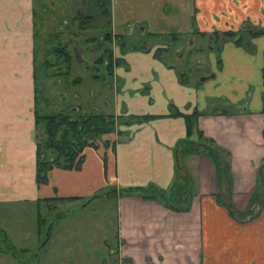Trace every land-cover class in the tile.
Segmentation results:
<instances>
[{
	"label": "crops",
	"instance_id": "obj_1",
	"mask_svg": "<svg viewBox=\"0 0 264 264\" xmlns=\"http://www.w3.org/2000/svg\"><path fill=\"white\" fill-rule=\"evenodd\" d=\"M44 2L46 7L47 0ZM109 3L113 35L121 36L133 25L143 35L157 36L154 44L133 48L125 59L121 57L126 67L115 70L120 93L114 113L153 118L121 123L120 135L101 138L112 144L100 142L98 147L84 150L79 170L53 168L47 183L37 184L35 0H0V230L14 251L33 255L22 260L0 245V264H30L31 258L42 252L70 254L80 260L84 246L80 239L71 238L72 234L66 236L64 227L55 233L52 229L41 245L47 236L41 225L51 214L47 200L78 198L52 201L50 208L58 211L65 206L68 210L75 205L73 211L82 212L92 200L86 206L82 203L106 187L119 190L154 184L170 190L178 180L180 163L191 182L189 211H173L137 196L105 197L115 205L116 249L101 238L102 248L110 255L100 260L104 264H264V199L261 207L250 204L260 190L261 171L264 174V34L246 36L243 45L223 38L213 42L208 36L237 31L245 22L264 28V0ZM45 12L46 8L42 13L47 15ZM173 34L179 37L177 43L188 39V46H182L181 51L190 56L196 48L199 54L204 45L210 51L217 45L218 55L197 56L200 66L194 84L189 83V70L155 56L156 50L172 47L169 37ZM154 45L157 48L153 49ZM117 53L115 48L114 57ZM176 57L183 59L177 53ZM172 108L182 114L168 116ZM194 111L209 113L198 116V130L230 153L229 187L226 182L218 183L215 164L207 154L177 152L179 141L186 137L184 114ZM227 196L235 209L260 208L259 214L244 221L235 219L224 204ZM26 243H32L31 251ZM88 264H96V259Z\"/></svg>",
	"mask_w": 264,
	"mask_h": 264
},
{
	"label": "trees",
	"instance_id": "obj_2",
	"mask_svg": "<svg viewBox=\"0 0 264 264\" xmlns=\"http://www.w3.org/2000/svg\"><path fill=\"white\" fill-rule=\"evenodd\" d=\"M52 0L51 2H53ZM110 0H79V6L76 5L74 9V15L71 17V22L68 25L69 31L73 35H77L78 32H84L88 29H95L102 31V40L97 39L95 36L87 38L86 42L92 41L95 47L99 50L102 49L103 44L110 43L112 41V33L110 31ZM37 6V8H36ZM44 0H35V9L33 10V18L35 28L37 24L41 25L42 18L38 14L45 10ZM38 9V11L36 10ZM101 23L96 24V21ZM39 21V22H38ZM76 28V29H75ZM37 31V30H36ZM204 34V33H203ZM264 34V28H255L249 22H245L237 31H219L213 32L208 36L212 38V41H218V39H228L234 41L237 45H243L245 37L253 38ZM60 32L51 34L48 43H50V49L44 53L43 59L40 64L37 63L36 54L34 51V77L37 78V71L41 72L43 69L45 76L52 78H58L60 76H69L71 72V64L73 60V53H71L69 46L63 43H52L55 39L59 38ZM38 37V33L36 32ZM204 36V35H203ZM170 38L171 45L178 41L179 37L173 34ZM212 43V42H211ZM99 45V46H98ZM48 46V44H47ZM168 48H164V50ZM155 56L160 57V51H155ZM123 59L120 57H114L109 47H105L100 54L94 59L93 64L88 66L92 70H95L93 77L101 78V69H104L107 73L112 74L114 67ZM262 79L264 84V58L262 67ZM59 79V78H58ZM80 77H76L72 84L80 83ZM36 92L38 93L37 83ZM263 108L264 112V91H263ZM179 111L171 109L168 116L181 115ZM209 113L194 111L191 114H184L186 122V137L179 141L177 152L184 154L186 152H204L213 161L216 167L218 183L226 182L228 187L230 186V153L226 149L217 145L211 138L204 136L202 131L197 128V118L200 115H206ZM36 115V182L37 184H45L48 181L49 172L53 168L61 169H75L79 170L84 162V150L86 148H96L100 144L101 138L105 134L121 132L116 128V117L113 114L104 112H86L82 106L66 105L65 107H59V104L54 101H45L43 105L41 100L36 94L35 104ZM129 119H133L138 122H142L148 118H153L149 115L143 116H129ZM122 121L123 118H120ZM120 121V122H121ZM128 121V120H126ZM39 130L41 133H39ZM108 143V142H107ZM106 142L103 144L107 145ZM264 168V164L261 165V169ZM178 180L170 190H163L154 184L145 187H122L119 190L112 187H106L91 197L87 198L82 206H86L93 198L98 197H122V196H137L144 200H155L160 202L164 207L173 211L186 212L190 209L191 198V182L184 174V167L180 163V171L177 176ZM260 185L257 193L251 198L252 205L263 204L264 199V174L261 171ZM168 193L174 198H179L182 201L180 205H173L168 202ZM74 200L78 198H55L56 200ZM224 204L228 207L230 214L239 221H244L255 217L259 214L260 208L257 211L248 208L245 211L235 209L230 201L229 196L226 198ZM51 200H47L46 204L51 205ZM184 202V203H183ZM255 212V213H254ZM64 214V212H62ZM61 213V214H62ZM57 214V213H56ZM46 220V221H45ZM44 221L49 222L52 219L46 218ZM53 221V220H52ZM44 222V223H45ZM0 243L4 244L1 247L5 251L14 252V247L5 238V234L0 230ZM17 257V256H16Z\"/></svg>",
	"mask_w": 264,
	"mask_h": 264
},
{
	"label": "rangeland",
	"instance_id": "obj_3",
	"mask_svg": "<svg viewBox=\"0 0 264 264\" xmlns=\"http://www.w3.org/2000/svg\"><path fill=\"white\" fill-rule=\"evenodd\" d=\"M78 2L79 0H54L50 3V0H47L46 11L48 13L45 12L47 13V15L38 11V14L41 16L43 21L41 25L37 24L36 27L37 33L39 35L37 37L35 47L36 50L38 48V52L36 54L37 63H41L44 53H46L50 49L49 47H51V44L47 41H49L50 35L55 34L56 32H60L61 35L52 43L54 44V42H59L67 44L71 53H73V60L71 64L70 75L67 77L60 76L58 77L59 79L52 78L49 76H45L43 69H41V72L38 69L36 78L38 89L37 94L43 105L45 104V101H55L57 105H60V103H58L60 101L59 98L61 95H64V100L60 105L61 107H64L65 105H77L82 106V108L86 112L96 111L113 114L117 118L115 123L117 130H119V126L121 123H124L126 120H133L129 119L128 116H125L123 114L114 113V111H116L115 103L117 101V94L120 93H117L118 91H120V82L116 81L117 78L115 75V70H118V72L120 71V69L124 70L126 64L123 60L119 62L114 68V74H109L104 69H101V78L93 77V74H95V70H92L88 66L93 64L94 59L105 47L110 48L113 56L116 48L119 52L117 53V56H120V58L123 57V59H125V55H129V50L133 48L145 49L151 44H154V39L157 36L153 37L149 34L143 35L139 28L130 25L127 26V29H124V33L121 36L113 35V33L111 32L113 36L112 41L110 43L103 44L102 49L98 50L95 47L96 44H94L92 41L86 42V39L95 36L97 39L102 40V31L88 29L84 32H78V34L75 36L71 34L69 32L71 30L67 28L71 22L72 15H74V9L76 5L79 6ZM99 23H101V20L96 21V24ZM159 38L163 42L164 40H167V38L164 37ZM204 40L206 42V39ZM174 44L176 45L172 46L169 50H161V58H163L165 62L171 63L175 66L179 64L178 66H176L178 69L182 68L186 71L189 70L191 72V76L189 78L190 84H194V82L198 78L199 73H196L195 71L196 67L199 68L200 66L196 63L197 56H204V54L207 53L209 55L213 53H215L216 55L219 54L216 48L217 45L215 44H213L214 49L211 50L212 52L210 51V47H207L203 44V53L198 54V52H195V50L197 49L196 48L192 50L191 56L187 54L186 50L183 53L181 51L182 46H188V39L183 38L181 42H175ZM155 48H157V45L153 46V49ZM177 52H180L179 56H183L182 60L177 59ZM209 64L211 65V62ZM204 72L206 71L204 70ZM76 77H80L81 83L72 84L73 80ZM120 118H123V120L121 121ZM39 133H41L40 130ZM112 134L117 135L118 133L116 131ZM119 135L116 136V139H118ZM108 143L112 144L111 141H109ZM167 195L168 202L170 204L180 205L182 203L180 197L174 198L170 195V193H168ZM88 206L89 207L82 212L81 209L73 211L75 208H77L75 205L70 206L68 210H66L67 208L65 206L61 207L58 211L52 210L53 208L51 209L49 206L48 213L51 214L50 216H47V218H51L53 221L51 220L49 222L42 223L41 225L44 232H46L51 224L52 228L50 229V231L54 229V233L59 227H64L66 229V236H70L72 234L71 238L73 236V238L80 239L85 249L84 255H81V259L77 261L73 259V255L70 254L44 255V252H42L41 255H35L34 257H32L30 260V264H88L90 259H92L93 257L96 259V264H104V261H101L100 258L105 255L106 260L110 254H107L106 251L102 248L101 238L105 239L106 243L111 246V249H116L115 231L117 220L114 201L107 200L105 197L100 199L93 198L92 202ZM42 210L43 208H41L40 212L44 217L45 214L44 212H42ZM62 211L64 212V214L62 213ZM95 220L96 223L94 226L93 223L95 222ZM98 220H100L101 222L100 225H98ZM78 223H82L81 227L79 228L77 227ZM2 247H4V244H2ZM25 247H27L29 251L33 249L32 243L25 245ZM16 255L19 256V258L22 260L28 258V256H33L27 255L21 250L18 251Z\"/></svg>",
	"mask_w": 264,
	"mask_h": 264
},
{
	"label": "water",
	"instance_id": "obj_4",
	"mask_svg": "<svg viewBox=\"0 0 264 264\" xmlns=\"http://www.w3.org/2000/svg\"><path fill=\"white\" fill-rule=\"evenodd\" d=\"M50 229H51V224H50V227H49V228L47 229V231H46V234H47L46 238H45L44 241L41 243L42 246H44L45 243H46L47 240H48V236H49V234H50ZM37 253H38V251H37Z\"/></svg>",
	"mask_w": 264,
	"mask_h": 264
},
{
	"label": "flooded vegetation",
	"instance_id": "obj_5",
	"mask_svg": "<svg viewBox=\"0 0 264 264\" xmlns=\"http://www.w3.org/2000/svg\"><path fill=\"white\" fill-rule=\"evenodd\" d=\"M179 53H180V52H177V55H179ZM75 54H76V53H75ZM87 66H88V65H87ZM59 99H60V101H59L58 103H60V105H61V102H63V100H64V95H63V96L61 95ZM60 105H59V107H61ZM65 106H66V105H65ZM65 106H64V107H65ZM61 108H62V107H61Z\"/></svg>",
	"mask_w": 264,
	"mask_h": 264
}]
</instances>
